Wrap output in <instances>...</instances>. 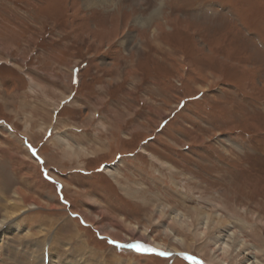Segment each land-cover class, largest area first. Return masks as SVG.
Instances as JSON below:
<instances>
[{
  "label": "rangeland",
  "instance_id": "1",
  "mask_svg": "<svg viewBox=\"0 0 264 264\" xmlns=\"http://www.w3.org/2000/svg\"><path fill=\"white\" fill-rule=\"evenodd\" d=\"M84 3L0 0V264H264V0Z\"/></svg>",
  "mask_w": 264,
  "mask_h": 264
},
{
  "label": "bare ground",
  "instance_id": "2",
  "mask_svg": "<svg viewBox=\"0 0 264 264\" xmlns=\"http://www.w3.org/2000/svg\"><path fill=\"white\" fill-rule=\"evenodd\" d=\"M113 1L114 0H84V4L86 5V8L87 9H92V8H98V7H104V6H108V5H110V3H113ZM161 14H162V12L159 10V9H157L155 12H152L151 14H150V17H148L147 19L146 18H141V17H137L136 19H135V23L136 24H138V25H142V26H145V27H149V25H152L153 24V22L155 21V19L156 18H159L160 16H161ZM155 18V19H154ZM21 193V192H20ZM20 193H16L15 194V196H18V198L19 199H22L23 197L20 195ZM18 201H20V200H18ZM20 202H23V201H20ZM23 204H25V203H23ZM23 204H22V206H23ZM21 206V205H20ZM36 206V205H35ZM25 207V206H24ZM35 208V207H34ZM23 209V208H22ZM10 214H11V212H10ZM17 214H18V212H17ZM178 216V215H177ZM177 216H175V217H177ZM186 218V217H185ZM178 221L180 220V222H183L184 220L182 219L181 220V218H178L177 219ZM192 222V221H191ZM189 223V222H188ZM190 224V223H189ZM189 224H187V225H189ZM111 228H113V227H111ZM111 228H110V230L108 231L107 230V233L108 234H111V235H113V232H115L114 230V228L112 229V231H111ZM126 228H127V230H129L131 233H132V235H138L139 237H142V239L143 238H146L149 242H150V244H151V248H154L156 251H158V252H167V253H169L170 255L171 254H173V255H175L176 253H179L180 252V250L178 249V248H173V247H171V246H169V245H165L164 243H161V242H158V241H156L155 239H153L151 236H150V234H149V229L148 228H144V229H141L138 225H134V224H130V223H126ZM105 231V230H104ZM115 236V235H114ZM227 238L229 239V241L230 240H232V239H236V238H238L237 236H236V234L234 233V232H232V231H230V232H228V234H227ZM234 237V238H233ZM174 239V242H176L177 244H178V246L179 247H181L182 249H185V248H187V246L185 245V243H184V241L182 240V239H179V238H177V237H174L173 238ZM238 246H237V249L236 250H238V251H241L242 249L244 250V249H246L245 248V246H247L245 243H244V241L242 240V239H240V238H238ZM230 245H231V243L229 242H224V243H221V244H219V242H218V244H217V248H219V250H217V248H215L214 249V258H215V260L216 261H218L220 264H226V261H225V259L223 258V256H222V253H223V251L225 252V251H228L229 249H230ZM233 245H234V243H233ZM45 246V245H44ZM232 246V245H231ZM181 249V250H182ZM40 250V249H39ZM38 250V251H39ZM183 251V250H182ZM192 252V251H191ZM222 252V253H221ZM203 254V253H202ZM248 255H251L249 258H248V260L245 262V264H256L257 262L255 261V260H252V259H254L253 258V256H252V254H250V253H247ZM40 255V254H39ZM38 257V256H37ZM69 257H70V255H69ZM252 258V259H251ZM39 260V259H38ZM50 260V259H49ZM74 262H66L65 264H83V261H80V260H74V259H72ZM213 261V260H212ZM229 262V261H228ZM85 263V262H84ZM38 264H41V263H38ZM52 264V263H51Z\"/></svg>",
  "mask_w": 264,
  "mask_h": 264
},
{
  "label": "snow or ice",
  "instance_id": "3",
  "mask_svg": "<svg viewBox=\"0 0 264 264\" xmlns=\"http://www.w3.org/2000/svg\"><path fill=\"white\" fill-rule=\"evenodd\" d=\"M113 245H115L118 248L124 249H132L135 250L137 253H152L155 252L156 250L154 248L146 246L144 243L141 242H136V243H128V244H120L116 241L112 242ZM159 255L161 256H168L170 255L167 252H160ZM189 259H192V257H188Z\"/></svg>",
  "mask_w": 264,
  "mask_h": 264
}]
</instances>
